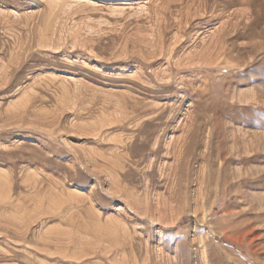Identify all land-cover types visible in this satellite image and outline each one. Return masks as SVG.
<instances>
[{
  "label": "rangeland",
  "instance_id": "1",
  "mask_svg": "<svg viewBox=\"0 0 264 264\" xmlns=\"http://www.w3.org/2000/svg\"><path fill=\"white\" fill-rule=\"evenodd\" d=\"M0 264H264V0H0Z\"/></svg>",
  "mask_w": 264,
  "mask_h": 264
}]
</instances>
